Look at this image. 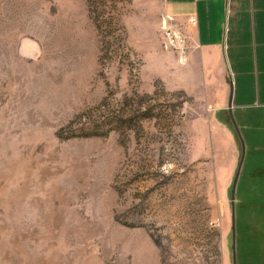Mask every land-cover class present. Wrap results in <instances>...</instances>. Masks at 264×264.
Here are the masks:
<instances>
[{
  "label": "rangeland",
  "instance_id": "rangeland-1",
  "mask_svg": "<svg viewBox=\"0 0 264 264\" xmlns=\"http://www.w3.org/2000/svg\"><path fill=\"white\" fill-rule=\"evenodd\" d=\"M162 4L0 0V264L235 263L213 87Z\"/></svg>",
  "mask_w": 264,
  "mask_h": 264
},
{
  "label": "crops",
  "instance_id": "crops-1",
  "mask_svg": "<svg viewBox=\"0 0 264 264\" xmlns=\"http://www.w3.org/2000/svg\"><path fill=\"white\" fill-rule=\"evenodd\" d=\"M161 1L168 27L180 31L190 48L185 66L213 87L214 128L226 140V170L234 177L244 144L234 264H264V0Z\"/></svg>",
  "mask_w": 264,
  "mask_h": 264
},
{
  "label": "built area",
  "instance_id": "built-area-1",
  "mask_svg": "<svg viewBox=\"0 0 264 264\" xmlns=\"http://www.w3.org/2000/svg\"><path fill=\"white\" fill-rule=\"evenodd\" d=\"M166 24L163 25V46L165 50L173 55L177 63L184 65L188 62L190 48L186 42L185 36L180 32L171 29Z\"/></svg>",
  "mask_w": 264,
  "mask_h": 264
},
{
  "label": "water",
  "instance_id": "water-1",
  "mask_svg": "<svg viewBox=\"0 0 264 264\" xmlns=\"http://www.w3.org/2000/svg\"><path fill=\"white\" fill-rule=\"evenodd\" d=\"M231 96V95H230ZM229 104H228V112H229V115H230V119H231V124H232V127L233 129L235 130L237 136L239 137V140H240V143L242 144V139H241V135H240V131L239 129H237V126L235 124V121H234V118H233V115L231 114V97H229ZM244 144H242V152H241V155H240V162H239V165L237 167V170H236V175L234 177V180L232 182V189H231V196H230V202H231V216H232V227H231V231H232V234H233V241H234V235H235V230H234V223H235V216H234V213H235V192H236V184H237V181L239 179V175H240V169H241V166H242V163H243V160H244ZM233 249H234V246H233ZM234 255V254H233Z\"/></svg>",
  "mask_w": 264,
  "mask_h": 264
}]
</instances>
